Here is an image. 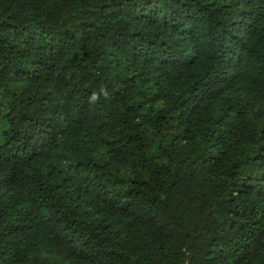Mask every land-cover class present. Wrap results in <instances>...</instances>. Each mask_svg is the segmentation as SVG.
<instances>
[{
	"label": "trees",
	"instance_id": "16d2710c",
	"mask_svg": "<svg viewBox=\"0 0 264 264\" xmlns=\"http://www.w3.org/2000/svg\"><path fill=\"white\" fill-rule=\"evenodd\" d=\"M0 264H264V0H0Z\"/></svg>",
	"mask_w": 264,
	"mask_h": 264
}]
</instances>
